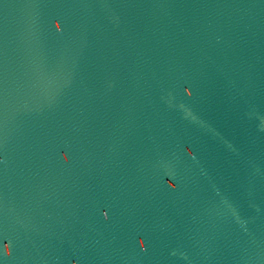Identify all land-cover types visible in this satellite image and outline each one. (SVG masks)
Instances as JSON below:
<instances>
[{"label": "water", "instance_id": "1", "mask_svg": "<svg viewBox=\"0 0 264 264\" xmlns=\"http://www.w3.org/2000/svg\"><path fill=\"white\" fill-rule=\"evenodd\" d=\"M0 264H264V0H0Z\"/></svg>", "mask_w": 264, "mask_h": 264}]
</instances>
